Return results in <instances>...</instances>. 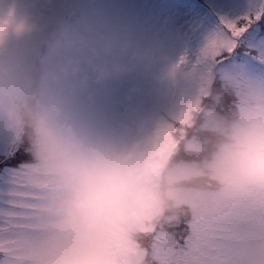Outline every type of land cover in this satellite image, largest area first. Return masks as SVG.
Masks as SVG:
<instances>
[{"label":"clouds","instance_id":"9594fccd","mask_svg":"<svg viewBox=\"0 0 264 264\" xmlns=\"http://www.w3.org/2000/svg\"><path fill=\"white\" fill-rule=\"evenodd\" d=\"M52 23L47 51L40 57V80L86 86L89 79L103 83L134 71L162 78L158 57L130 38L99 32L92 23L73 28L55 17ZM24 27L14 4L0 8V41ZM203 74L202 68L169 62L166 87L174 89L169 114L144 141L107 151L85 144L60 103L0 63V142L22 143L36 175L46 178L50 196L44 223L70 231L82 244H97L98 251L81 264H148L144 256L129 252L150 238L141 231L142 220L158 228L161 246L168 247L179 235L177 225L220 217L235 201L264 190V105L257 106V87L243 92V108L225 107V89L214 105L201 104L186 125L181 123ZM228 75L238 80L244 73ZM184 126L186 146L156 167L161 137L169 128ZM186 234L197 239L191 231Z\"/></svg>","mask_w":264,"mask_h":264},{"label":"snow or ice","instance_id":"6c2138e0","mask_svg":"<svg viewBox=\"0 0 264 264\" xmlns=\"http://www.w3.org/2000/svg\"><path fill=\"white\" fill-rule=\"evenodd\" d=\"M214 23L203 34L191 58L178 64L204 70L198 95L187 116L201 104L214 105L225 93L231 109L247 105L243 92L255 86L257 106L264 105V0H215ZM242 71L233 80L228 73ZM239 92V98L233 92ZM187 127L169 128L158 144V163L186 146ZM50 191L45 177H38L25 146L8 140L0 148V264H81L98 251L95 242L82 244L70 231L58 232L44 223ZM141 231L150 233L143 247L130 253L144 256L148 264H264V190L235 201L230 210L215 219L193 220L176 226L179 235L168 247L161 246L158 228L141 221ZM196 234L195 242L186 234ZM120 264H130L128 260Z\"/></svg>","mask_w":264,"mask_h":264},{"label":"rangeland","instance_id":"374dc122","mask_svg":"<svg viewBox=\"0 0 264 264\" xmlns=\"http://www.w3.org/2000/svg\"><path fill=\"white\" fill-rule=\"evenodd\" d=\"M205 2L211 5L210 10ZM215 0H0V8L14 4L25 27L0 41V63L8 64L17 77L28 82L35 53L54 29L52 18L63 19L70 10L77 16L71 26L95 29L130 38L150 49L158 59L160 80L139 71L119 79L86 86L70 81L42 80L40 92L52 96L85 144L107 151H122L142 141L171 111L174 89L166 87L167 65L181 56L191 58L203 34L215 20ZM137 141V142H135ZM7 141L0 142V148Z\"/></svg>","mask_w":264,"mask_h":264},{"label":"bare ground","instance_id":"6f19581e","mask_svg":"<svg viewBox=\"0 0 264 264\" xmlns=\"http://www.w3.org/2000/svg\"><path fill=\"white\" fill-rule=\"evenodd\" d=\"M135 142H137V141H135Z\"/></svg>","mask_w":264,"mask_h":264}]
</instances>
